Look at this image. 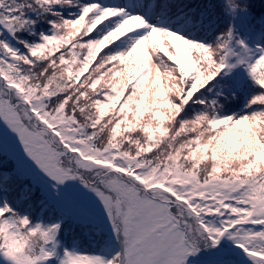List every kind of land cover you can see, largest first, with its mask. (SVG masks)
<instances>
[{"label":"snow or ice","instance_id":"1","mask_svg":"<svg viewBox=\"0 0 264 264\" xmlns=\"http://www.w3.org/2000/svg\"><path fill=\"white\" fill-rule=\"evenodd\" d=\"M0 264H264L253 0H0Z\"/></svg>","mask_w":264,"mask_h":264},{"label":"trees","instance_id":"2","mask_svg":"<svg viewBox=\"0 0 264 264\" xmlns=\"http://www.w3.org/2000/svg\"><path fill=\"white\" fill-rule=\"evenodd\" d=\"M253 6H254V11L256 13H260L264 11V0H253ZM0 159H3V157H0ZM12 168V164L9 162L8 163V168L7 169H0V171H7Z\"/></svg>","mask_w":264,"mask_h":264}]
</instances>
